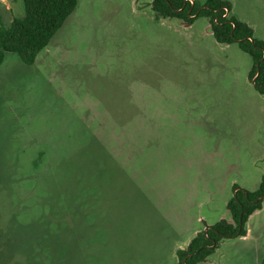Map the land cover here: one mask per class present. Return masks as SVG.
I'll return each instance as SVG.
<instances>
[{"label":"rangeland","instance_id":"1","mask_svg":"<svg viewBox=\"0 0 264 264\" xmlns=\"http://www.w3.org/2000/svg\"><path fill=\"white\" fill-rule=\"evenodd\" d=\"M228 1L264 40V0ZM0 11L7 26L24 2L0 0ZM252 65L207 17H158L152 0H78L34 63L7 52L0 158L33 171L41 151L101 138L112 170L83 234L0 235V264H178L199 231L232 219L235 185L262 181L264 94ZM247 227L198 264H264V201Z\"/></svg>","mask_w":264,"mask_h":264},{"label":"trees","instance_id":"2","mask_svg":"<svg viewBox=\"0 0 264 264\" xmlns=\"http://www.w3.org/2000/svg\"><path fill=\"white\" fill-rule=\"evenodd\" d=\"M23 2L24 14L7 26L1 23L0 11V63L7 52H17L25 63H34L78 4V0ZM152 6L158 17H176L188 24L199 16L207 17L217 41L237 42L250 54V78L264 94V40L232 13L228 0H152ZM111 144L93 138L73 142L67 154L45 156L41 151L32 159L33 171H21L18 157L0 158V235L83 234L87 222L92 225L97 220L90 219L96 206L89 198H100L102 185L110 177ZM263 201L264 175L256 189L235 185L227 203L232 219H220L199 231L185 248L178 249V264H198L207 260L223 238L246 235L248 219ZM101 232L99 227L95 234Z\"/></svg>","mask_w":264,"mask_h":264},{"label":"crops","instance_id":"3","mask_svg":"<svg viewBox=\"0 0 264 264\" xmlns=\"http://www.w3.org/2000/svg\"><path fill=\"white\" fill-rule=\"evenodd\" d=\"M249 233H250V228H248L247 234H246V235H244V237H247V236H249Z\"/></svg>","mask_w":264,"mask_h":264},{"label":"water","instance_id":"4","mask_svg":"<svg viewBox=\"0 0 264 264\" xmlns=\"http://www.w3.org/2000/svg\"><path fill=\"white\" fill-rule=\"evenodd\" d=\"M191 1H193V0H191Z\"/></svg>","mask_w":264,"mask_h":264}]
</instances>
